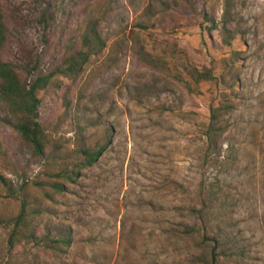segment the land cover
<instances>
[{
	"label": "rangeland",
	"instance_id": "1",
	"mask_svg": "<svg viewBox=\"0 0 264 264\" xmlns=\"http://www.w3.org/2000/svg\"><path fill=\"white\" fill-rule=\"evenodd\" d=\"M223 5L0 0L7 24L1 60L23 79L27 56L31 80L86 51L81 37L91 27L104 43L75 78L55 75L36 93L43 156L7 124L0 102V219H13L23 196L42 217L33 224L35 242L13 247L11 226L0 225V264H211L214 243L200 248V241L222 243L226 234L241 256L216 264H264V0H234L229 46ZM43 15L52 16L47 26ZM192 71L214 80L198 83ZM219 107L223 133L208 148L204 133ZM105 144L98 161L77 172L81 148ZM74 171L71 183L57 177ZM55 182L66 192L49 203L35 185ZM184 227L195 230L193 239ZM64 235L70 246L57 248L53 241Z\"/></svg>",
	"mask_w": 264,
	"mask_h": 264
},
{
	"label": "trees",
	"instance_id": "2",
	"mask_svg": "<svg viewBox=\"0 0 264 264\" xmlns=\"http://www.w3.org/2000/svg\"><path fill=\"white\" fill-rule=\"evenodd\" d=\"M233 3L234 0H224L222 13L221 26L222 34L224 35L222 41L228 46L234 39L231 31L228 28L229 23L232 21L231 12ZM203 18L206 23L210 24V27L208 28L209 31L212 32L218 30V25L215 23L212 17L208 18L207 15L204 14ZM51 20L52 16H42V22L46 26ZM81 39L82 47L86 48V51H77L73 53L60 65V67L56 68L54 72L46 76L36 77L34 79L28 80V78L31 76V70L29 66L32 64V59L30 56H27L26 67L23 69V73L26 77L23 79L19 74L17 67L1 60V53L7 42V24L3 10L0 6V102L5 106L10 117V121H8L7 124L19 135L22 141H24L33 149V153L36 156L41 157L44 155V147L46 142L43 130L38 122V106L40 101L37 98L36 93L38 91L44 90L49 85H52L54 83L53 77L55 75L66 78H75L82 72L84 66L88 63L90 56L95 55L103 48L104 43L101 41V38L94 27H91L89 30H87ZM234 68V63L231 62L226 75L230 74V71H232ZM189 74L198 83L201 81L214 80V77L210 72L197 73L192 71L189 72ZM230 76L231 75H229V77ZM226 77L227 76H222L219 80L224 81ZM223 108L224 107H219L211 111L210 123L207 125V129L204 133L208 148L214 146L217 139L223 133L220 122V115L223 111ZM106 146L107 144L94 150L81 148L79 151L81 161L78 165L77 172L80 169L92 167L98 161ZM3 162L6 163L5 155L0 148V163ZM76 176L77 174L74 171L68 174L58 175L57 177H60L63 179V181L71 183L75 180ZM0 183L4 186L6 184V178L1 172ZM35 187L43 190V197L49 203H55L54 196L52 195L53 193L57 195H63L66 192L65 184L62 182L48 183L47 185L45 183H40L36 184ZM46 189H48V191H44ZM32 206L34 205L29 201V198L23 196L21 198L20 210L16 216L7 222L0 219V225H10L12 228L8 237L9 247H13L21 241L35 242L36 235L33 224L36 223V220L41 221L42 217L39 215L40 208ZM190 215L193 216L194 219H200L201 211L191 209ZM182 234L189 239H193L197 233L194 229H192V227H184ZM224 239L225 241L220 243L215 238L208 239L205 235L202 237L200 241V248L205 246L207 241L214 243L210 250L211 264H216L219 261V258L231 259L241 256L242 251L240 247H237L235 242L236 239L231 238L228 234L224 235ZM53 243L57 245V248H67L70 246L71 241L69 235H64L60 239L54 240Z\"/></svg>",
	"mask_w": 264,
	"mask_h": 264
}]
</instances>
